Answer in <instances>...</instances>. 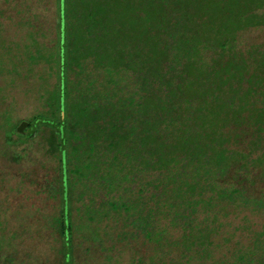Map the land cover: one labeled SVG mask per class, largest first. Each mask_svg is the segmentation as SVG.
<instances>
[{
    "label": "trees",
    "instance_id": "1",
    "mask_svg": "<svg viewBox=\"0 0 264 264\" xmlns=\"http://www.w3.org/2000/svg\"><path fill=\"white\" fill-rule=\"evenodd\" d=\"M52 4L50 91L30 74L42 51L35 37L18 55L22 67L0 48V91L19 80L34 90L26 131L10 120L0 125L12 160L27 156L36 136L45 140L58 163L45 187L60 193L63 239L81 226L72 217L77 203L87 227L123 213L131 229L118 240L143 235L159 252L177 250L182 262L210 258L212 229L197 224V205L227 210L264 180V44L237 49V31L264 24L254 12L264 0ZM36 10L22 23L45 30Z\"/></svg>",
    "mask_w": 264,
    "mask_h": 264
},
{
    "label": "rangeland",
    "instance_id": "2",
    "mask_svg": "<svg viewBox=\"0 0 264 264\" xmlns=\"http://www.w3.org/2000/svg\"><path fill=\"white\" fill-rule=\"evenodd\" d=\"M53 1L0 0V48L3 45L7 47L6 55L14 57L12 61L15 65L22 67L26 63L18 55L32 48L33 44L42 47L39 59L29 70L35 76V87L40 85L44 91H50L54 82V35L47 30V27L53 26ZM35 8L45 30L30 28L29 24L22 23L28 10L34 12ZM254 12L264 19V6ZM30 34L35 37L33 42ZM237 41V49L242 52L253 45L264 44V24L237 31ZM200 55H203L201 49L194 58L197 60ZM5 58L2 56L3 60ZM23 81L19 80L17 86L12 84L7 90L0 91V125L5 121L9 126V120L15 124L23 119L29 121L35 112L34 90L28 93L31 85ZM7 125L0 128V264H264V180L256 181L255 190L245 203L228 206L227 210L221 211L218 205L210 210L197 205V224L201 221V227L208 225L212 229L209 236L212 256L208 259L198 257L182 262L176 254L177 250L159 252L156 249L159 247L143 235L127 241L118 240L116 233L131 229L125 225L123 213L111 212V215L98 220L97 227H87L84 224L89 223L87 217L76 208L77 203L74 204L72 217L78 219L81 226L73 229L69 239H63L58 227L62 208L60 193L51 195L45 187L46 181L58 174L57 159L47 155L45 140L36 136L27 156L12 160V147L5 142ZM166 227L171 235L181 234L179 227ZM98 233L101 240L95 238ZM70 252L72 262L67 258Z\"/></svg>",
    "mask_w": 264,
    "mask_h": 264
},
{
    "label": "water",
    "instance_id": "3",
    "mask_svg": "<svg viewBox=\"0 0 264 264\" xmlns=\"http://www.w3.org/2000/svg\"><path fill=\"white\" fill-rule=\"evenodd\" d=\"M27 125H28L27 120H24V119L21 120L17 125V128H16L17 132L23 133L25 131L24 129H25V127H27Z\"/></svg>",
    "mask_w": 264,
    "mask_h": 264
}]
</instances>
